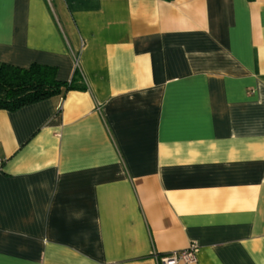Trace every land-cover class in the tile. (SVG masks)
I'll return each instance as SVG.
<instances>
[{
    "label": "crops",
    "instance_id": "crops-1",
    "mask_svg": "<svg viewBox=\"0 0 264 264\" xmlns=\"http://www.w3.org/2000/svg\"><path fill=\"white\" fill-rule=\"evenodd\" d=\"M0 61L76 86L0 109V264H264V0H0Z\"/></svg>",
    "mask_w": 264,
    "mask_h": 264
},
{
    "label": "trees",
    "instance_id": "trees-1",
    "mask_svg": "<svg viewBox=\"0 0 264 264\" xmlns=\"http://www.w3.org/2000/svg\"><path fill=\"white\" fill-rule=\"evenodd\" d=\"M55 72V67L50 65L32 63L28 67H19L0 61V109H17L76 88L73 80H58Z\"/></svg>",
    "mask_w": 264,
    "mask_h": 264
},
{
    "label": "built area",
    "instance_id": "built-area-1",
    "mask_svg": "<svg viewBox=\"0 0 264 264\" xmlns=\"http://www.w3.org/2000/svg\"><path fill=\"white\" fill-rule=\"evenodd\" d=\"M196 252L197 244L195 242H191L189 246L180 251L168 252L161 255L155 254L154 256L157 260V264H179L181 262L193 263L196 259Z\"/></svg>",
    "mask_w": 264,
    "mask_h": 264
}]
</instances>
